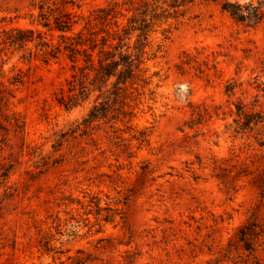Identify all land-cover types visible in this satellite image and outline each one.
Returning <instances> with one entry per match:
<instances>
[{"label":"rangeland","instance_id":"1","mask_svg":"<svg viewBox=\"0 0 264 264\" xmlns=\"http://www.w3.org/2000/svg\"><path fill=\"white\" fill-rule=\"evenodd\" d=\"M41 1L0 0V18L57 44L34 22ZM125 1L76 0L74 31L99 33L98 9ZM148 51L159 52L130 114L88 124L94 97L57 103L72 74L65 55L0 51V264H264V236L252 255L237 239L250 221L264 227V125L234 123L237 105L264 114V22L248 28L197 1Z\"/></svg>","mask_w":264,"mask_h":264},{"label":"trees","instance_id":"2","mask_svg":"<svg viewBox=\"0 0 264 264\" xmlns=\"http://www.w3.org/2000/svg\"><path fill=\"white\" fill-rule=\"evenodd\" d=\"M197 1L202 0H126L122 4L116 2L110 8L98 9L99 14L94 21L101 24L100 32L85 33L86 28L74 31L78 24V15L67 9L68 6H78L76 0H61V9H52L42 0L39 19L34 22L48 32H57L58 43L48 41L46 34L39 28H6L3 24L7 22V18H0V51H26L29 59L35 57L45 61L58 60L65 55L72 63V74L66 80V88H61L56 94L57 103L70 111L83 106L94 97L85 123L108 118L117 120L119 115L130 114L124 110L130 108L128 101H132L133 93L137 91L136 85L140 82L145 86L150 84L143 78L146 70L142 66L146 57L153 55L155 59L159 52L150 54L148 51L157 28L171 18L177 19L187 7ZM204 1L218 5L233 20L248 28H255L264 22V0ZM122 6H128L125 10L127 14L122 13ZM170 33L167 29L163 31L166 39ZM24 77L20 72L14 77L12 84L23 83ZM206 114L207 110L204 114L198 112V120H192L188 127L193 129ZM235 116V131L238 133L253 131L260 124L264 125L263 113L248 112L241 105H237ZM257 143L264 148L263 137L257 139ZM263 236L264 227L257 220H253L240 229L237 239L242 249L252 255ZM44 248L46 252L53 251L49 243Z\"/></svg>","mask_w":264,"mask_h":264}]
</instances>
